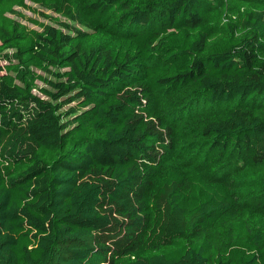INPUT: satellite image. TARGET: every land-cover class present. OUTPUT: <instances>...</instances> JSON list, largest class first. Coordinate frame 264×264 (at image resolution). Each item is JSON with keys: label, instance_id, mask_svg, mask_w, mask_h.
I'll return each mask as SVG.
<instances>
[{"label": "trees", "instance_id": "16d2710c", "mask_svg": "<svg viewBox=\"0 0 264 264\" xmlns=\"http://www.w3.org/2000/svg\"><path fill=\"white\" fill-rule=\"evenodd\" d=\"M0 62V264H264V0H0Z\"/></svg>", "mask_w": 264, "mask_h": 264}, {"label": "rangeland", "instance_id": "374dc122", "mask_svg": "<svg viewBox=\"0 0 264 264\" xmlns=\"http://www.w3.org/2000/svg\"><path fill=\"white\" fill-rule=\"evenodd\" d=\"M38 9H40V11L45 12V13H51L49 11L44 10L42 7L35 5ZM28 15H32L35 17H39L41 20H44L46 22H50L49 20L44 19V16L42 15V13L40 14H33L31 12H26ZM2 64H4V62H0ZM187 132H185V139L184 142L188 143V147L191 149H200V148H204L205 144L202 143H196L192 141V137H191V133L188 132V134H186ZM215 154L214 153H210L208 154L207 151L205 149L203 150H199L197 151L196 155L191 157V158H195V161L197 162V165H200L207 173H211V175H213L214 177L218 178H229L231 177L236 171L241 169V165L238 164L239 162V158L235 157L232 158L231 160L221 163L218 160L219 159H215L214 158ZM214 160V161H213ZM194 164H196L194 162Z\"/></svg>", "mask_w": 264, "mask_h": 264}]
</instances>
